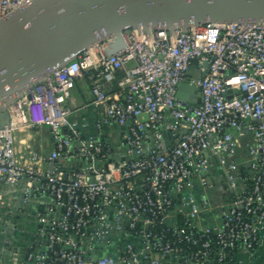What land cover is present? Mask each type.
Masks as SVG:
<instances>
[{
	"label": "built area",
	"instance_id": "obj_1",
	"mask_svg": "<svg viewBox=\"0 0 264 264\" xmlns=\"http://www.w3.org/2000/svg\"><path fill=\"white\" fill-rule=\"evenodd\" d=\"M30 1L0 0V17ZM123 37L120 50L109 53L106 39L34 85L20 115L10 112L0 127V179L21 186L24 208L35 206L34 243L21 264L254 258L264 249V21L128 29ZM89 71L95 125L117 127L115 142L84 138L87 124L65 106ZM181 83L198 90L179 98ZM21 116L49 129V154L17 157ZM214 169L224 185L217 201L206 192Z\"/></svg>",
	"mask_w": 264,
	"mask_h": 264
},
{
	"label": "water",
	"instance_id": "obj_2",
	"mask_svg": "<svg viewBox=\"0 0 264 264\" xmlns=\"http://www.w3.org/2000/svg\"><path fill=\"white\" fill-rule=\"evenodd\" d=\"M263 21L264 0H31L0 17V127L12 101L106 39L109 53L120 50L128 29ZM188 88L198 90L181 83L178 97Z\"/></svg>",
	"mask_w": 264,
	"mask_h": 264
},
{
	"label": "crops",
	"instance_id": "obj_3",
	"mask_svg": "<svg viewBox=\"0 0 264 264\" xmlns=\"http://www.w3.org/2000/svg\"><path fill=\"white\" fill-rule=\"evenodd\" d=\"M133 66L130 62L127 67ZM123 72L120 71V75ZM96 79L93 71H89L83 78L77 79L71 97L67 100L65 106L70 111V119L77 121L79 124H87L82 128L84 138L90 135L110 136L114 142L119 136V129L114 125L104 126L99 129L95 122L99 117V108L93 104L91 93V84ZM22 98L18 97L8 105L9 112L18 111V105ZM21 123L19 130L16 132L15 146L17 157L24 161L28 159L31 152L46 155L53 149V141L50 131L47 127L30 126L25 122L24 117H20ZM40 170L48 168L49 164L37 163ZM214 179H210V186L206 190L212 200L217 201L224 194L223 177L214 169ZM35 206L31 205L27 211L22 204L21 186H12L0 179V264H21L28 249L34 243L33 229V210ZM22 218H28L20 226ZM261 251V250H260ZM259 251V252H260ZM259 255V254H258ZM257 256V255H256ZM260 256V255H259ZM235 264H241V257H248L244 253L236 255ZM252 259V258H251ZM148 264V263H144Z\"/></svg>",
	"mask_w": 264,
	"mask_h": 264
},
{
	"label": "rangeland",
	"instance_id": "obj_4",
	"mask_svg": "<svg viewBox=\"0 0 264 264\" xmlns=\"http://www.w3.org/2000/svg\"><path fill=\"white\" fill-rule=\"evenodd\" d=\"M25 112H26V110L24 108V110L21 111L22 116H23V114H25ZM258 254H257V256H255L252 259H249L248 257H243V258L241 257V259H242L241 264H264V249L261 250Z\"/></svg>",
	"mask_w": 264,
	"mask_h": 264
},
{
	"label": "trees",
	"instance_id": "obj_5",
	"mask_svg": "<svg viewBox=\"0 0 264 264\" xmlns=\"http://www.w3.org/2000/svg\"><path fill=\"white\" fill-rule=\"evenodd\" d=\"M119 77H121L120 73H119Z\"/></svg>",
	"mask_w": 264,
	"mask_h": 264
}]
</instances>
